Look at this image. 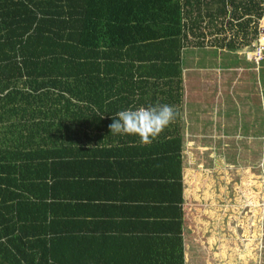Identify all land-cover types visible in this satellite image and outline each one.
Listing matches in <instances>:
<instances>
[{
    "label": "trees",
    "instance_id": "obj_1",
    "mask_svg": "<svg viewBox=\"0 0 264 264\" xmlns=\"http://www.w3.org/2000/svg\"><path fill=\"white\" fill-rule=\"evenodd\" d=\"M263 17L264 0H0V264H184V58L251 46ZM156 104L176 119L149 144L126 139L152 195L109 212L96 202L112 185L93 179L111 117Z\"/></svg>",
    "mask_w": 264,
    "mask_h": 264
},
{
    "label": "rangeland",
    "instance_id": "obj_2",
    "mask_svg": "<svg viewBox=\"0 0 264 264\" xmlns=\"http://www.w3.org/2000/svg\"><path fill=\"white\" fill-rule=\"evenodd\" d=\"M250 50L209 57L195 82L184 72L185 226L194 264H264V57L256 67Z\"/></svg>",
    "mask_w": 264,
    "mask_h": 264
},
{
    "label": "crops",
    "instance_id": "obj_3",
    "mask_svg": "<svg viewBox=\"0 0 264 264\" xmlns=\"http://www.w3.org/2000/svg\"><path fill=\"white\" fill-rule=\"evenodd\" d=\"M259 25L261 27H264V17L260 21ZM254 42L255 41H253V43ZM250 47L251 46L246 47V48H250ZM207 50H209V51H207ZM239 51L240 50H237L236 54L240 53ZM197 52L198 51H196V50L192 51V49L191 50L189 49V54L187 55V57L184 58L185 59L184 60V62H185L184 72H188V74L186 73V79L188 76L189 79L193 80L192 82H195V78H196L195 73H193V72H195L194 70H198V68H199V70L204 71L205 70L204 66L206 64L205 62H208L209 57H213V59H214V58H216V56L218 57V56L222 55V53H220V52H224L226 54L227 53L228 54L229 53L230 54L235 53L234 50H228L227 48L212 50L210 47H207L202 51L199 50L200 56L198 58H196V56L198 55ZM202 62L204 64H201ZM224 69L226 70L227 67L224 66ZM213 70L218 71V69H213ZM219 70L220 71L223 70L221 68V66H219ZM223 77H225V75H220L219 82L221 81V79ZM184 83H185V80H184ZM184 83H183V89L185 90ZM197 85H198V83H196V86ZM197 89L195 87L190 88L191 92L195 93V94H196ZM221 89H222V87L219 88V90H221ZM216 112L218 113V111H216ZM183 133L184 132H183V128H182V136H183ZM127 138H128V135H115V136H111V137H109V135H108V140L110 141V143L107 140L105 145H104V149L108 150L107 154H106L107 162H108V168L105 167V168L101 169V172H106L105 174L107 176L101 177V175L98 174L97 176H95V178L93 177L94 178L93 181H97L99 184L107 182L108 185L109 184L112 185L110 188H106L105 190H100L99 196L100 195L104 196V198H106V199L101 200L100 202H96L97 205H102V204L107 205L110 209H112L109 211L112 213L115 211V209L117 207H122V208H125L126 210H128L131 208L135 209V208H140L142 206H145L146 202L144 201V199H146L152 195V193H148L146 191L145 184L147 182V179H145L144 177L140 178L142 176H140L139 178L129 176L130 171L132 169L130 163L135 162L137 160H131V161L128 160L130 157L128 156V150L126 151V147L130 148V146H132L133 144H136V143H131V140L130 141L126 140ZM118 139L120 141H117ZM114 141H117V142H114ZM99 142L101 143V147H102V140H100V141L97 140V141H94V143H93V145L95 146L94 148H98ZM183 143H184V137H183ZM124 144H128V145L126 146ZM115 146H117L118 148ZM95 150H97V149H95ZM92 153H93V151L91 150V154ZM131 154H135V156H137V154H138V158L141 157L140 154L137 153L136 151L131 152ZM98 156L99 155H97V158H98ZM113 157H115L116 159ZM140 159H142V158H140ZM100 166H102V165H100ZM136 168H138V167H136ZM185 169L186 168L184 167V150H183V164H182L183 197H184V206H183L184 207V219H183V233H182L183 256H184V264H194V262L191 261V257H189V253H188L189 246H188V237L186 234L187 232H186V226H185V222H186V220H185V217H186L185 206H186V202H187V193H186L187 181H186ZM98 170H99V168L97 169V172H98ZM94 174H96V173H94ZM153 174L158 175L159 173H157V171H154ZM158 181H159V178L157 176L156 178H153L152 183H155L157 186L161 185ZM161 182H163V179ZM141 183H144L143 188L141 187ZM136 184L138 186V189L136 187ZM136 191L138 193H140L141 195L142 194L145 195V197L141 198L142 196L137 194ZM149 192H151V191H149ZM163 196H164V193L162 194V196H160L158 198H162ZM139 198H141V199H139ZM96 200H98V199H96ZM78 203H87V202H78ZM89 217L90 216H87V218H83L82 222H88V221H93L96 223L106 222L109 225H112V222H114V219L110 220L106 216L105 217L102 216V217H98V218L97 217L96 218H89ZM145 220H147L146 217H145ZM109 234L112 237H120V238L138 236V234L135 233V231H131V230H128L126 232L125 231H116L115 233L109 232Z\"/></svg>",
    "mask_w": 264,
    "mask_h": 264
},
{
    "label": "clouds",
    "instance_id": "obj_4",
    "mask_svg": "<svg viewBox=\"0 0 264 264\" xmlns=\"http://www.w3.org/2000/svg\"><path fill=\"white\" fill-rule=\"evenodd\" d=\"M176 116V109L168 104L133 106L120 110L115 117H111L108 128L111 134L135 136L141 143L149 144Z\"/></svg>",
    "mask_w": 264,
    "mask_h": 264
},
{
    "label": "built area",
    "instance_id": "obj_5",
    "mask_svg": "<svg viewBox=\"0 0 264 264\" xmlns=\"http://www.w3.org/2000/svg\"><path fill=\"white\" fill-rule=\"evenodd\" d=\"M250 48L251 50L246 52V59L253 62L255 66L258 67L264 57V29L262 27L259 29L257 39L251 44Z\"/></svg>",
    "mask_w": 264,
    "mask_h": 264
}]
</instances>
